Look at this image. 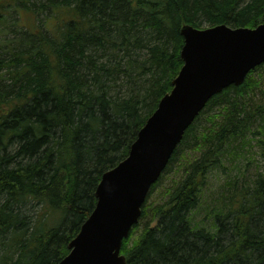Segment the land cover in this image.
Returning a JSON list of instances; mask_svg holds the SVG:
<instances>
[{
    "label": "trees",
    "instance_id": "obj_1",
    "mask_svg": "<svg viewBox=\"0 0 264 264\" xmlns=\"http://www.w3.org/2000/svg\"><path fill=\"white\" fill-rule=\"evenodd\" d=\"M262 22L264 0H0V264L68 254L104 172L172 90L183 24ZM262 67L186 129L123 241L128 264H264V165L241 164L264 155Z\"/></svg>",
    "mask_w": 264,
    "mask_h": 264
},
{
    "label": "water",
    "instance_id": "obj_2",
    "mask_svg": "<svg viewBox=\"0 0 264 264\" xmlns=\"http://www.w3.org/2000/svg\"><path fill=\"white\" fill-rule=\"evenodd\" d=\"M184 64L173 88L160 100L132 143L129 154L104 172L96 206L57 264H128L123 240L140 220L152 185L159 179L186 129L208 100L240 85L264 63V22L256 27L183 24Z\"/></svg>",
    "mask_w": 264,
    "mask_h": 264
},
{
    "label": "rangeland",
    "instance_id": "obj_3",
    "mask_svg": "<svg viewBox=\"0 0 264 264\" xmlns=\"http://www.w3.org/2000/svg\"><path fill=\"white\" fill-rule=\"evenodd\" d=\"M256 76H262L264 78V67H262L259 71H257L255 73ZM262 89L264 88V80L262 82ZM214 112L213 110H210V112ZM206 115V114H205ZM206 118H208V116H206L203 120H205ZM202 122V121H201ZM200 122V123H201ZM249 152H247V158L245 160L242 161V166H244L243 168L245 169V171L249 174H253V172H255V169L257 168V166H262L264 165V155L260 152L259 148H254L253 150L248 149ZM174 174L173 172H169L166 173L165 176L163 177L161 183L158 185V187L155 189V191L153 192V194L150 196L149 198V203L152 202H158L161 201L163 198V193H164V188L170 183L171 179L173 178ZM225 174L220 173L217 174L216 176H211L210 177V185H212L213 187H210L212 190H215V188L219 185V183L221 182V180H224L225 178ZM143 226H144V222H142ZM140 228V230L142 229Z\"/></svg>",
    "mask_w": 264,
    "mask_h": 264
}]
</instances>
